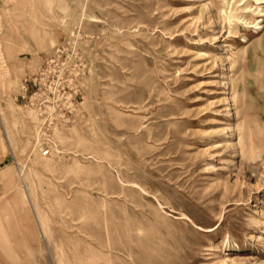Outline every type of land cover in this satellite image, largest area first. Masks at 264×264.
<instances>
[{
	"label": "rangeland",
	"instance_id": "rangeland-1",
	"mask_svg": "<svg viewBox=\"0 0 264 264\" xmlns=\"http://www.w3.org/2000/svg\"><path fill=\"white\" fill-rule=\"evenodd\" d=\"M83 2L0 0V264H264V53L251 152L227 117L256 30L218 0Z\"/></svg>",
	"mask_w": 264,
	"mask_h": 264
},
{
	"label": "bare ground",
	"instance_id": "bare-ground-1",
	"mask_svg": "<svg viewBox=\"0 0 264 264\" xmlns=\"http://www.w3.org/2000/svg\"><path fill=\"white\" fill-rule=\"evenodd\" d=\"M249 1H253V4L249 3ZM218 2H219V7H218L219 11H220L221 15L223 16L222 19H224V22L226 21L228 23V26H229L228 34L231 37L235 38V37L238 36L239 32H238L237 28H239V26L244 28V29H247V30L248 29H253L254 31L256 30V37L253 38V40L250 41L249 45H241L239 47H236L234 50L230 49L229 46H227V48H226V53L228 54V56L230 58V63L232 65V67L234 68V71L232 72V75H230L228 77V82H229V84L231 86V100L233 102H236V104H237L236 114L234 115V113H232V111L230 109V111L227 113L228 114L227 117L228 118L236 117L235 127H236V130H237V143L241 146V153H243L244 151L251 152V150H252V139H251V134L248 131V117H249L248 101L253 98L251 89H252V85H254V83H256V81L251 83V81H248V80L244 79V77H243L244 68L242 66V60H243L244 57H248L249 61H250L249 64L250 65H255L259 61L258 60L259 53L260 52H261V54L264 53V19H263V17H264V0H218ZM89 4H91L92 6H96V7H101L102 5L98 4L96 2V0H84V2L82 4L83 5L82 6V14H83V16L85 18H87V20L88 19H97L98 17L95 14H93L92 7H89ZM192 6L193 5L191 4L189 6V8L191 9ZM212 14H213V12H212ZM221 15H220V17H221ZM260 30H262V31L259 32ZM243 38H244V40H242V41L244 43H247V41H248L247 37L244 35ZM258 86H259V89L262 88L260 85H258ZM256 97H258V95ZM29 114L31 116H34V115L36 116V112L35 111H30ZM122 180H124V179H122ZM132 185L133 186H138V185H136L134 183H132ZM19 188H20L19 183L15 182L9 188L10 196H8V195L5 196L7 200L9 199L8 200L9 206L6 203L7 207L13 213L16 212L15 210H17L16 207H15L16 200H18V198H20V195H21L20 192L17 191V189H19ZM3 198L4 197H2V199ZM13 201H15V202H13ZM20 203H22L21 200H20ZM3 205H5V204L3 203ZM1 224H0V245L3 247L2 249H4V247H5L6 251H8V253H9V251H12V250L9 247L10 244H8L9 243V241L7 239L8 237H6L7 235H5L4 230L1 227ZM17 227H19V226L17 225ZM15 229H18V228H15ZM105 229H106V227H105ZM125 231H126L127 241L125 243H119V244H117L114 247L116 253L122 252L123 251L122 249L125 250V248H128V245L131 242L130 235H129V227L127 225H125ZM9 236L11 238L10 234H9ZM20 240H21V238H20ZM61 245H62V243H61ZM60 248H61V246H60ZM215 251L218 252L217 249ZM128 257H129V255H128ZM224 262H223V264H224Z\"/></svg>",
	"mask_w": 264,
	"mask_h": 264
}]
</instances>
